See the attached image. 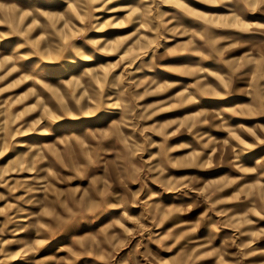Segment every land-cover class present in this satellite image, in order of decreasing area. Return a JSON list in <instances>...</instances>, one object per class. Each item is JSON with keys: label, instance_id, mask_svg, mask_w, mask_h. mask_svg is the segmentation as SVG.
I'll return each mask as SVG.
<instances>
[{"label": "rangeland", "instance_id": "obj_1", "mask_svg": "<svg viewBox=\"0 0 264 264\" xmlns=\"http://www.w3.org/2000/svg\"><path fill=\"white\" fill-rule=\"evenodd\" d=\"M0 264H264V0H0Z\"/></svg>", "mask_w": 264, "mask_h": 264}]
</instances>
